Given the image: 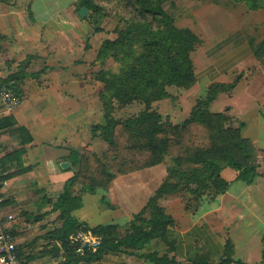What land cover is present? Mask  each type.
Segmentation results:
<instances>
[{
    "label": "crops",
    "instance_id": "obj_1",
    "mask_svg": "<svg viewBox=\"0 0 264 264\" xmlns=\"http://www.w3.org/2000/svg\"><path fill=\"white\" fill-rule=\"evenodd\" d=\"M192 1L188 5L184 0H172L165 9L178 28L193 31L202 42L192 54L197 82L190 90L170 87L168 92L178 101H193L191 113L197 101L207 97L211 85L230 84L243 74L235 90L221 94L210 110L216 114L229 110L232 118L244 123L242 136L264 150V70L254 55L264 41V11L250 10L232 0ZM76 3L62 10L0 7V35L5 38L0 45V91L14 82L21 99L20 107L12 113L0 103V120L15 122L0 128V195L6 213L17 217L8 225L17 245L35 256L31 264L64 262L62 242L48 239L62 226L59 212L48 200H56L80 171L76 162L81 155L100 154L107 148L93 132L94 126L105 123V112L96 69L90 67L103 43L96 48L90 24L75 15ZM29 13L34 14L33 19ZM22 75H26L23 80ZM168 101L153 105L162 116ZM19 127L30 133L32 143H26L28 134L19 135ZM99 144L102 148L96 146ZM259 173L248 185L238 180V172L226 167L221 176L230 183L229 190L213 200L204 198L195 212L186 209L179 194L165 195L159 206L175 220L166 240L156 238L141 250L122 247L99 261L81 264H158L144 257L153 253L168 257L171 262L167 264H219L228 253L236 261L232 264H260L264 174L260 169ZM167 177L165 164L119 175L106 194L113 208L102 202L101 194L87 193L82 208L73 216L95 238L91 229L116 225L121 239L130 233L134 216ZM54 247L60 249V255L50 254Z\"/></svg>",
    "mask_w": 264,
    "mask_h": 264
},
{
    "label": "trees",
    "instance_id": "obj_2",
    "mask_svg": "<svg viewBox=\"0 0 264 264\" xmlns=\"http://www.w3.org/2000/svg\"><path fill=\"white\" fill-rule=\"evenodd\" d=\"M170 1L172 0H78L77 10L87 8L96 19L103 14V4L114 2L122 5L128 18L125 20V27L116 31V38L103 42L96 57V63L112 59L119 67L114 72L101 66L95 73L96 81L103 84L100 101L105 112V123L94 126L93 132L106 144L107 152L102 155H81L76 162V165H81L80 171L56 200H48L53 209L59 212L58 219L62 222L61 228L48 237L62 242L61 254L65 260L61 264L99 261L104 254L119 252L122 247L141 250L156 238L166 240L167 230L175 224V220L159 206V199L167 194H177L180 189L187 191L200 197L196 207L185 205L186 209L195 212L204 198L213 200L229 190L230 183L221 176L226 167L238 172V180L248 185L253 184L260 176L255 144L242 136L244 123L235 127L230 124L233 120L227 112L216 114L210 110L221 94L230 95L235 90L243 74L230 84L211 85L207 97L197 101L190 117L179 126L164 121L162 115L153 109L154 103L173 98L168 88L190 90L197 82L192 54L202 42L193 31L176 26L174 18L165 9ZM232 1L245 4L250 10H264V0ZM95 32H103V29L97 27ZM4 41L5 38L0 35V45ZM254 55L264 65V41L255 49ZM25 77L26 75H22L21 80ZM10 79L18 81L14 76ZM112 101L122 106L139 102L145 105V110L138 117L122 124L111 117ZM7 125L14 126L15 122L0 120V128ZM122 125L129 131L135 129L134 137L144 142L124 146L121 150L117 143V132ZM198 129L208 132V143L199 146L185 145V136L194 137L193 134H197L195 131ZM17 132L22 138L24 134H28L29 140L26 143H32L33 138L25 128L19 127ZM175 146L179 148V154L172 156L171 163L167 164L166 159ZM135 151L145 152L147 158L141 163L136 162L133 154ZM158 164L166 165L168 177L150 197L144 209L134 216L130 233L120 239L116 225L98 226L91 230L101 239L100 247L84 256L77 254L76 233L81 229L87 230V227L73 213L82 208L83 195L99 193L102 195V202L113 208L106 199V194L116 177ZM77 185L80 187L75 189ZM228 246H232L230 241ZM18 252L25 264H31L35 257L26 254L22 246H18ZM50 254L58 256L60 249L54 247ZM144 257L158 264L171 262L168 257H158L156 253ZM233 262L236 261L228 253L219 264ZM260 264H264V251Z\"/></svg>",
    "mask_w": 264,
    "mask_h": 264
},
{
    "label": "rangeland",
    "instance_id": "obj_3",
    "mask_svg": "<svg viewBox=\"0 0 264 264\" xmlns=\"http://www.w3.org/2000/svg\"><path fill=\"white\" fill-rule=\"evenodd\" d=\"M75 1L76 0H0V7H57L59 10H62L63 7H73ZM184 1H186V3L188 2L187 3L188 5L193 4L192 0H184ZM222 1H226V0H222ZM78 3L79 2L77 0L76 8H77ZM103 5H104L103 14L98 16L97 19L95 18V16L94 17L91 16V13H89L85 18H82L79 15V10L76 9L75 11L76 17L79 19L86 20V22L90 24L91 26L90 29L92 30V32L96 34V48H98V45L100 43H103L105 39L116 38L117 36L116 31L118 29L125 27V20L128 18L126 11L123 9L120 3L114 2L111 4H103ZM189 8L192 9V7H189ZM55 14H58V13L55 11ZM28 15L31 19H33L34 17L33 13H29ZM97 27H100L101 29H103V32H101L103 34H101L100 36H98V33L95 32V29ZM86 39H88L89 41L90 39L89 35H86ZM85 44L87 45L88 43H86L85 41ZM85 50L87 51L89 49L86 48ZM101 66L110 68L114 72H117L119 70V67L117 66V64L112 59H108L104 61V63H95L94 65H90V67L92 68L94 67L96 69V71L94 72V76ZM260 66L264 70V65L260 64ZM98 90L100 92L103 90L102 83H100ZM177 91L179 90L177 89ZM173 92L176 93L175 90H173ZM166 100H169V101H168V104L163 105V109H167L166 113H164V116H162L164 121L171 122V124L174 126H179L190 117L191 113L189 109H190V106H192L193 101H188V102L178 101L179 98L175 97L174 95L172 99H166ZM111 106H112L111 117L119 120L122 124H124L126 121L130 119H134L138 117L139 114L145 110V105L139 102H134L132 104L122 106L118 104L116 101H112ZM153 109L158 111V108H155L154 106H153ZM226 112L228 113L229 110ZM172 119L175 120L176 122H173ZM232 120L233 121L230 124H232L235 127H238L239 124L242 123L236 120L235 118H232ZM134 131L135 129H132L131 131L127 130L124 125L118 128L117 143L119 144L121 150L124 146L130 145V144L132 145L134 143H136L137 145H140L144 142V140L143 142H141L140 139L138 140V138L134 137V134H135ZM195 132L197 134L194 133L193 134L194 137H191L190 135L189 137L185 136V141H186L185 145H192V146L206 145L208 143V138H209L208 132L206 130L204 131L201 129H198ZM262 141H264V139ZM96 146H99L98 148H102L100 144ZM172 150L173 151H171V155L166 159L167 164L171 163L172 156H174L175 154L176 155L179 154L178 147L175 146ZM256 150H257L256 152L258 153L257 163L260 166L261 172L264 174V150H258L257 148ZM106 152L107 150L102 151L100 152V155L106 154ZM133 154H134V158L136 162L138 163H141L147 158V154L145 152L140 153V152L135 151L133 152ZM183 186H181V188ZM79 187L80 186L77 185L76 188L78 189ZM177 194H179L182 197L185 205L189 204L192 208L196 207V205L199 203L198 198L200 197L196 195H192L188 193L187 191H183L180 189V191L179 190L177 191Z\"/></svg>",
    "mask_w": 264,
    "mask_h": 264
},
{
    "label": "built area",
    "instance_id": "obj_4",
    "mask_svg": "<svg viewBox=\"0 0 264 264\" xmlns=\"http://www.w3.org/2000/svg\"><path fill=\"white\" fill-rule=\"evenodd\" d=\"M0 103L7 112L16 111L21 105V99L17 94L15 83L3 85L0 91ZM4 198L0 195V264H25L18 252L16 238L9 228V224L15 220V215L7 214L4 207ZM101 245V239L95 238L84 229L76 233V253L84 256L87 252L96 251Z\"/></svg>",
    "mask_w": 264,
    "mask_h": 264
},
{
    "label": "water",
    "instance_id": "obj_5",
    "mask_svg": "<svg viewBox=\"0 0 264 264\" xmlns=\"http://www.w3.org/2000/svg\"><path fill=\"white\" fill-rule=\"evenodd\" d=\"M90 13V11L87 9V8H82L80 11H79V15L80 17L82 18H85L88 14ZM67 164H64L63 167L64 168H67Z\"/></svg>",
    "mask_w": 264,
    "mask_h": 264
}]
</instances>
